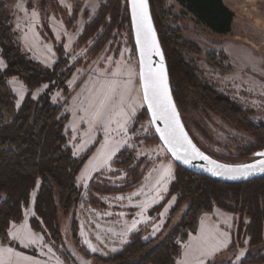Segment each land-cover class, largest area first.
Wrapping results in <instances>:
<instances>
[{
	"label": "rangeland",
	"instance_id": "rangeland-1",
	"mask_svg": "<svg viewBox=\"0 0 264 264\" xmlns=\"http://www.w3.org/2000/svg\"><path fill=\"white\" fill-rule=\"evenodd\" d=\"M43 1L0 0V6L12 25L14 42L24 54L44 68H53L60 60L56 48L62 47L66 67L61 73L73 69L65 86L53 90L51 99L62 107L63 116H69L65 132L74 157L88 156L77 176V186L83 189L85 202L78 205L74 215L61 219L64 241L60 252L34 231L30 223H25L23 231L33 234L31 240L21 238L22 226L12 229L9 238L11 243L32 253L0 242L4 247L31 255L34 262L18 263L6 253L2 254L3 262L107 264L100 259H110L121 252L133 235L139 234L147 242L162 232L178 197L173 196L176 202L171 198L160 213L152 215L151 210L163 204L169 193L173 182L168 167L171 157L156 141L143 101L138 58L131 25L126 19L127 1L119 0L116 21L107 16L97 32L82 43L80 38L86 28L99 17L109 0H57L69 22L49 4L44 5L47 15L43 17L38 7ZM222 1L233 13L231 32L224 35L198 24L177 0H159L166 30L178 32L189 43L181 52L197 79L247 114V127H241L190 103L181 114L191 137L211 157L242 164L250 161L242 159L245 152L257 144L249 128H254L251 126L254 122L264 125V0ZM0 69H6L1 47ZM113 82L115 92L111 93L102 117L97 119L94 114L99 101ZM7 84L16 97V106L21 107L29 89L18 77L9 78ZM48 88L49 84H43L33 90L32 99L38 100ZM119 155L124 163L120 169L112 165ZM148 164L150 168L135 189L124 194L98 196L105 207L89 203L88 187L96 177L121 186L129 170L139 165L141 171ZM187 209V204L181 206L158 242L180 222ZM28 214L29 208L25 209L24 218ZM73 219L78 222L77 238L72 229ZM238 220L237 215L220 208L202 213L194 232L183 240L177 237L180 250L175 264H241L257 249L250 248L246 234L238 241ZM233 245L237 247L232 248Z\"/></svg>",
	"mask_w": 264,
	"mask_h": 264
},
{
	"label": "trees",
	"instance_id": "trees-1",
	"mask_svg": "<svg viewBox=\"0 0 264 264\" xmlns=\"http://www.w3.org/2000/svg\"><path fill=\"white\" fill-rule=\"evenodd\" d=\"M177 2L195 17L198 24L211 32L220 35L231 32L233 13L222 0ZM45 4H49L52 10L60 11L59 15L69 22L70 19L61 10L57 0H44L38 4L43 17L47 15ZM150 5L180 112L193 103L202 110H209L236 125L247 127V114L242 109L197 79L181 52L189 43L178 32L166 30L159 0H150ZM119 8V0H109L102 7L99 17L86 28L80 42L90 39L107 16L116 21ZM125 10L126 19L130 22L127 3ZM44 28L47 26L44 25ZM13 35L12 25L9 24L3 6H0V47L7 64L5 70L0 69V240L25 253L33 252L11 243L9 229L11 224L23 221L32 193L39 186L34 202V216L29 223L34 231L42 234L45 241L53 243L57 252H60V244L64 241L61 219L74 215L78 205L85 202L83 189L77 186V176L88 156L80 159L74 157L65 132L69 116H63L62 107L54 104L51 99L53 90L65 86L73 69L61 73L66 67L62 47L56 48L59 62L53 68H44L22 52L20 45L14 42ZM49 36L52 38L51 34ZM11 77H18L29 89L19 110L15 107L16 97L7 84ZM43 84H49V88L38 100L32 99V91ZM253 124L251 126L254 128H249V131L253 133L257 144L243 155L242 159H250L246 163L257 160L261 157L257 153L264 152V125ZM156 141H159L157 137ZM122 155L116 157L113 167L120 169L123 166ZM150 166L148 164L140 171L137 165L129 170L127 180L121 186L105 183L96 177L88 187L89 203L105 207L100 204L98 196L124 194L135 189ZM175 195L178 197L176 205L156 238L145 242L139 234H135L121 252L100 261L107 264H175L180 250L177 237L186 239L190 232L196 230L200 215L218 207L239 217L238 241L246 234L250 248L257 249V252L249 253L241 264H264V256L261 255L264 250V178L245 184H225L176 165L175 180L165 202L153 208L151 214L160 213L164 204ZM184 204L188 205V209L180 222L158 242ZM246 220L249 222L246 223ZM72 229L77 238L78 222L75 219ZM235 247L233 245L232 248Z\"/></svg>",
	"mask_w": 264,
	"mask_h": 264
},
{
	"label": "snow or ice",
	"instance_id": "snow-or-ice-1",
	"mask_svg": "<svg viewBox=\"0 0 264 264\" xmlns=\"http://www.w3.org/2000/svg\"><path fill=\"white\" fill-rule=\"evenodd\" d=\"M131 3L133 19L136 21L137 25L138 43L142 46V56L145 49L155 51L157 55H161L159 48L157 47L151 20L147 12V0H131ZM143 80L144 98L148 102V106L152 109L153 118L164 121L165 127L158 130L160 131L165 144L169 146V150L177 160H183L184 163H190L192 159L197 157L209 160L213 165V168L209 170L215 175H222L223 171L221 170L239 172L246 175L249 170L256 169L257 166H259L260 171H264V159L259 160L256 164L242 165L238 167L219 165L216 161L210 160L209 157L205 156L198 148H196V146L188 138L187 133L184 131L183 125L180 123L179 115L169 93L166 73L163 66L156 70L149 67L143 74ZM113 92H115V82H113V86L99 101L98 111L94 114L97 119L102 117L104 109L108 106L111 100V93ZM181 151L184 155L180 154ZM257 155L264 157V152L257 153ZM23 228L24 226H22V229L20 230L21 238L31 240L33 234L30 231H23ZM4 251L11 253L12 249H0V253ZM0 264H3V262L0 261ZM201 264H203V262H201Z\"/></svg>",
	"mask_w": 264,
	"mask_h": 264
},
{
	"label": "water",
	"instance_id": "water-1",
	"mask_svg": "<svg viewBox=\"0 0 264 264\" xmlns=\"http://www.w3.org/2000/svg\"><path fill=\"white\" fill-rule=\"evenodd\" d=\"M127 3H128L132 37H133V42H134L137 58H138L140 86H141L143 101H144L146 110L148 112L153 130L155 132V135L158 138V140L160 141V143L163 146V148L165 149V151L171 157V159L175 162V164L177 166H179V167H181V168H183V169H185L191 173H194V174L200 175V176H205L209 179L215 180V181L220 182V183L238 185V184H245V183H249V182H252L255 180L263 179L264 178V171H260L259 166H257L256 169L249 170L248 174H246V175L241 174L239 172H232V171H227V170H221V171H223L222 175H215V174H213L212 171L209 170V169L213 168V165L210 163L209 160H204V159H200L197 157L195 159H192L190 163H184L183 160H177L176 157L172 154V152L169 150V146L165 144L164 139L162 138L161 133L158 130V129H163L165 127V123L163 120L153 118L152 109L148 106V102L144 98L143 74L146 72V70L149 67L152 68L153 70H156V69L160 68L161 66H163L164 71L166 73V79H167V85H168L169 93H170L171 99L175 105L176 111L179 115L180 123L183 125V129L187 133L188 138L192 141V143L196 146V148H198L200 150V152H202L205 156L209 157L210 160L216 161L217 164H219V165H228L231 167L256 164L259 160L264 159V157H260L255 161H252L249 163H242V164L225 163V162L219 161V160L211 157L210 155H208L204 150H202L198 146V144L191 137V135H190L185 123H184V120H183L182 114L179 110V107H178V105L175 101V98H174L173 87L171 85V80H170L169 68H168L165 53H164V50H163V47H162V44H161V41L159 38V34H158V31H157V28L155 25V21H154L153 15H152L150 0H147V12H148L150 20H151V25H152V29L154 31L155 40L157 42V47L159 48L161 55H157L155 51H149V50L145 49L144 54L142 56V54H141V47L142 46L140 43H138V39H137V25H136V21L133 19L131 0H127ZM180 154L184 155V153L182 151L180 152Z\"/></svg>",
	"mask_w": 264,
	"mask_h": 264
},
{
	"label": "crops",
	"instance_id": "crops-1",
	"mask_svg": "<svg viewBox=\"0 0 264 264\" xmlns=\"http://www.w3.org/2000/svg\"><path fill=\"white\" fill-rule=\"evenodd\" d=\"M6 67H7V64H6ZM37 92V91H36ZM34 93V92H33ZM15 107H16V109L17 110H19L20 109V106L19 107H17L16 106V104H15ZM161 154H163L162 152H161ZM164 155V154H163ZM168 167L170 168V172L172 173V180L174 181L175 180V173H176V164H175V162L171 159V161L169 162V164H168ZM39 187V186H38ZM38 187L35 189V191H33V193H32V197H31V203H30V206L28 207L29 208V214H28V216L26 217V215H25V218H24V220L21 222V223H19V224H15V223H13V224H11V227H10V230H9V232H11L12 231V229H14V228H16V227H18V226H22V225H25V223H27V224H29V220H30V218L31 217H33L34 216V202H35V197H36V195H37V191H38ZM173 200H174V202H176V198H172ZM217 210H219V208H214V210L213 211H217ZM130 239H131V237H130ZM143 240H145V239H143ZM43 243V245H44V243L45 242H42ZM127 244V243H126ZM0 249H4V250H6V249H9L8 247H4V246H2V244H1V242H0ZM11 249V248H10ZM247 249L245 248V250H244V252L246 251ZM4 253H6V255H7V257H10V259L11 258H15L16 260H18V263H25V262H29V263H31L32 261L34 262V257H32L31 255H27V254H21V253H19V252H16L15 250H12L11 251V253H9V252H7V251H4V252H2V253H0V261H4L3 260V257H2V254H3V256H4ZM264 253V252H263ZM245 254V253H244ZM57 257V256H56ZM59 257V256H58ZM57 259V258H56ZM61 259V258H60ZM60 262V261H59ZM3 264H4V262H3Z\"/></svg>",
	"mask_w": 264,
	"mask_h": 264
}]
</instances>
